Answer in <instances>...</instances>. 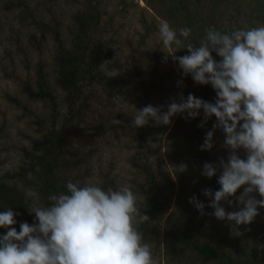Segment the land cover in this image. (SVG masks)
<instances>
[{
	"label": "rangeland",
	"instance_id": "1",
	"mask_svg": "<svg viewBox=\"0 0 264 264\" xmlns=\"http://www.w3.org/2000/svg\"><path fill=\"white\" fill-rule=\"evenodd\" d=\"M14 1L27 2L47 22L51 21L47 12H52L58 22L68 28L73 22V14L80 5L84 6L87 0H0V175L10 182L18 183L19 179L29 174L23 172L21 167L27 168L26 165H31L27 153L34 150L32 140L41 135L44 126L40 121L50 124L53 114L49 101L32 99L25 92V85L29 83L37 90L38 71L42 65L47 75L52 73L55 43L51 35L36 31L21 22L22 9L11 12L6 10V5ZM190 1L196 8L195 0ZM121 2L122 0H106L104 5L99 7L103 11V24L106 30L98 34L94 42L98 44L96 49L99 43L104 47L101 65L106 78L103 86L93 90L96 97L94 95L88 100L87 104L92 111L88 123L83 124L81 121L76 123L77 127L84 130L82 136L70 137L67 144L68 152L74 159L85 150L96 149V152L91 154V158L84 157L86 163L73 165L68 178L74 179L84 174L80 184L94 181L105 188L124 185L133 190L137 194L138 201L142 202V192L137 184L147 183V179L140 171L144 162H149L158 171L165 168L175 182L172 198L168 203V212L161 221L162 226H165V221L171 214L183 219L187 209L198 211L190 203L191 198L197 197L204 204L208 203V197L203 193L206 189H211L210 179L202 174L203 168L196 156L195 146L190 140V137L196 134L191 127L192 119L177 115L170 125H160L159 129L151 130L147 142L139 146L136 141L139 129L132 128L131 122L137 108H140L136 97H139L142 91L133 68L137 64L143 74L152 72L154 62L149 55L156 49V44H162L158 26L168 22L179 32L181 24L177 21L171 22L154 12L145 0H127L129 4H135V7L126 9ZM261 5L264 7V0H261ZM197 8L202 20L204 18L209 20V22L200 21L201 24H207L206 28L218 25L230 26L236 30L264 26L258 18L261 10L257 6V0L255 2L201 0L197 3ZM114 12L119 13L110 21L109 16ZM144 18L150 24L156 22L157 31L141 45L140 34H143V37L146 35L142 24ZM34 36L36 38H33ZM162 48L164 52L168 51L163 45ZM166 55L164 53V64L160 66L156 86L151 90L155 102L167 103L168 106L176 97L186 98L189 94L209 102L206 92L211 95L216 93L211 85H199L191 76L184 77L178 63L173 62L170 56L166 59ZM176 55L183 56L181 51ZM48 77V83L50 82L52 90L58 96L63 114L66 110V105L63 104L64 93L51 83V76ZM199 121L206 134L209 130H213L216 118L212 117L202 126V112ZM61 124L62 120H59L58 127ZM172 139L181 144L182 160L188 170L187 185L183 192H181V181L176 176L175 168L170 161L171 155H174ZM224 139L223 131L215 130V146L211 150V156L218 167L221 159L226 161L230 154L224 146ZM239 155L241 158H246L244 150H240ZM158 181L164 184L162 180L158 179ZM242 192L243 188L238 190L237 196ZM29 194L32 195L33 192ZM256 198L264 199L258 193ZM223 206L229 212L239 210L229 202H224ZM259 212L254 222L241 226L240 231H248L252 226L264 229V208H260ZM203 234V240H212L218 236L230 239L235 237L230 234L228 222L220 221L215 217L205 224ZM151 251L154 264H177L176 261L169 259L163 247L152 248ZM262 253L264 254V251ZM181 264L213 263H206L200 260L197 254L187 251Z\"/></svg>",
	"mask_w": 264,
	"mask_h": 264
},
{
	"label": "clouds",
	"instance_id": "2",
	"mask_svg": "<svg viewBox=\"0 0 264 264\" xmlns=\"http://www.w3.org/2000/svg\"><path fill=\"white\" fill-rule=\"evenodd\" d=\"M167 57L178 63L184 77L191 76L199 85H211L215 102L193 94L173 100L167 111L151 104L136 111L131 127L170 125L177 115L196 119L203 112V123L216 118L213 130L205 135L202 151H211L215 130L225 134L227 160L219 167L205 163L202 174L211 179L219 173L220 188L206 189L210 202L205 205L197 197L190 200L203 215L205 207L220 221H227L230 234L243 233L241 226L254 222L264 208V26L228 32L215 27L206 29L198 44L187 42L192 29H173L168 22L158 26ZM187 50L188 54L176 53ZM221 59L217 60L214 54ZM182 83V81H181ZM119 121H117L118 123ZM244 150L246 158H241ZM186 171V165L177 167ZM67 193L50 195L47 206H27L35 222L14 227L17 213L10 207L0 211V264H154L150 245L144 242L139 226L150 220L138 207L137 194L129 187L105 188L89 181H69ZM243 192L237 196L238 190ZM235 198L234 200L230 198ZM229 202L239 210L229 212ZM238 202V203H237Z\"/></svg>",
	"mask_w": 264,
	"mask_h": 264
},
{
	"label": "trees",
	"instance_id": "3",
	"mask_svg": "<svg viewBox=\"0 0 264 264\" xmlns=\"http://www.w3.org/2000/svg\"><path fill=\"white\" fill-rule=\"evenodd\" d=\"M105 1L87 0L84 6L80 5L77 12L73 14V22L68 28L63 27L55 14L49 11L47 13H49L48 16L51 21L47 22L38 11L25 1L9 2L6 5V10L9 12L22 9L21 22L36 31L51 35L55 43L52 73L47 75L42 69V65L38 71V91L29 83L25 85V92L32 99L49 101L53 111L50 124L40 121V124L44 126L41 135L32 140L34 150L27 153L31 159V165H26L27 168L21 167L23 172L29 173L28 176L19 179L16 183L10 182L6 180V177L0 175V211L11 207L17 213L18 223L14 227L18 231L20 230V223L33 224L35 222V216L30 214L27 206H47L51 203L48 199L50 195L67 193V183L69 181L80 182L84 175L69 179L70 169L73 165L79 166L86 163L84 157L91 158V154L96 152V149L85 150L79 154L78 158L74 159L68 152L67 144L70 137L82 136L84 130L77 127L76 123L80 121L83 124L88 123L87 120L90 119L92 113L87 104L88 100L94 97L93 90L95 91L96 88L104 85L106 78L102 71L103 65H101L104 47L99 43V47L96 49L98 44L94 42L95 37L106 30L103 24V11L99 8L104 5ZM145 1L154 12L171 22L177 21L178 24H181L180 28H191L192 34L187 42L198 44L205 35L206 29L210 28H206L207 24L200 23V21L209 22L208 18L202 20L200 12L197 10L199 9L197 3L201 0H195L196 8L190 0ZM253 1L255 2V0ZM121 4L124 5L125 9L135 7V4H129L127 0H122ZM257 6L261 10L258 13V18L260 22L264 23V7L261 5V0H257ZM118 13L114 12L109 16L110 21ZM215 17L219 18L218 16ZM142 24L146 35L143 37V34H140L139 43L141 45L157 31L156 22L150 24L144 18ZM215 28L228 33L234 30L230 26L215 25ZM156 45V49L149 55L154 62L151 68L152 72L143 74L137 64L133 68L134 73L138 76L142 91V94L136 99L139 101V109L151 104L164 111L168 107L167 103L155 102L151 93V90L156 86L160 66L164 64L165 59L163 43ZM181 52L183 55L188 54L186 49ZM213 55L217 60L221 59L215 53ZM139 62L138 60V64ZM48 76L52 78L51 83L64 93L63 104L66 105V110L63 114L58 96L52 90L50 82L48 83ZM205 95L209 98V102H215L216 93L211 95L206 92ZM179 99L176 97L174 100ZM16 103L19 104L18 101ZM200 117L192 119L191 127L196 134L191 136L190 140L195 146L196 156L203 168L205 163L214 162L211 151L201 150L206 134L201 127ZM59 120H62L60 127H58ZM159 127L161 126L152 121L148 126L139 128L136 138L139 146L147 142L151 130H157ZM172 149L174 155H171L170 161L175 168L176 176L181 181V192H183L187 185L188 170L179 172L180 169L177 168L186 163L182 160L181 144L175 139H172ZM140 171L147 179V183L137 184L143 196V201H138V207L145 210L150 220L141 224L139 230L143 234L144 242L148 243L151 249L163 247L169 259L176 261L177 264L183 262L187 251L197 254L200 260L206 263L264 264V254L262 253L264 251V229L262 227L252 226L248 231H241L243 233L241 236H235L231 239L218 236L212 240H203L204 226L214 217L210 215L214 211L210 207H205V214L203 215L199 211L187 209L183 219L171 214L166 219L165 226H162L161 221L168 212V203L172 198L171 194L175 182L165 168L158 171L147 161L144 162ZM218 177L219 173L209 180L213 191L220 188ZM158 179L162 180L164 184H161ZM29 192H33V194L31 195ZM207 199L208 203L205 205L210 202L209 198ZM6 231L7 229H0V234H6Z\"/></svg>",
	"mask_w": 264,
	"mask_h": 264
}]
</instances>
